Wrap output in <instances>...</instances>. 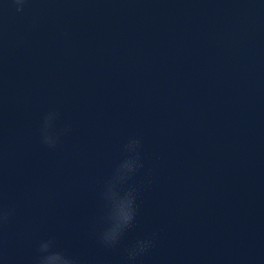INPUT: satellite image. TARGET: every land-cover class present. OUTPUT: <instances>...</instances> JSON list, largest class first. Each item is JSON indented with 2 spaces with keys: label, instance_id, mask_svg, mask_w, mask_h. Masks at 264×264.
Masks as SVG:
<instances>
[{
  "label": "water",
  "instance_id": "water-1",
  "mask_svg": "<svg viewBox=\"0 0 264 264\" xmlns=\"http://www.w3.org/2000/svg\"><path fill=\"white\" fill-rule=\"evenodd\" d=\"M0 211V264H264V0H3Z\"/></svg>",
  "mask_w": 264,
  "mask_h": 264
},
{
  "label": "clouds",
  "instance_id": "clouds-1",
  "mask_svg": "<svg viewBox=\"0 0 264 264\" xmlns=\"http://www.w3.org/2000/svg\"><path fill=\"white\" fill-rule=\"evenodd\" d=\"M17 11L21 9L23 4L25 3V0H13ZM0 3H3V0H0ZM53 117L49 115L48 117L45 118V122L51 120ZM44 142L51 145L55 143V137L54 136H49L45 135L44 136ZM138 141L136 140H131L129 141L127 147L129 150L135 149L137 146ZM132 162L125 160L122 161L121 164L119 165L120 169H131L132 168ZM114 207L117 210V216L120 220L121 223L127 224L133 216V208H132V201L131 198L128 194L120 195L116 198L114 201ZM7 215V213L0 211V219L4 218ZM103 239L105 242H111L116 239V233L115 230H107L103 234ZM148 244L147 241L141 242L138 251H142L144 247H146ZM49 248L48 242H42L40 244V249L41 251H45ZM42 264H71V261L61 252L59 251H48L47 255H45L42 259Z\"/></svg>",
  "mask_w": 264,
  "mask_h": 264
}]
</instances>
